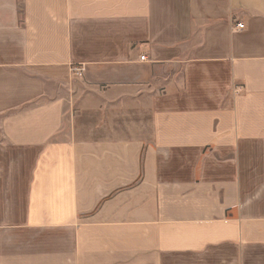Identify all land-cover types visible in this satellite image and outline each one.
<instances>
[{
	"label": "crops",
	"instance_id": "crops-1",
	"mask_svg": "<svg viewBox=\"0 0 264 264\" xmlns=\"http://www.w3.org/2000/svg\"><path fill=\"white\" fill-rule=\"evenodd\" d=\"M0 264H264V0H0Z\"/></svg>",
	"mask_w": 264,
	"mask_h": 264
},
{
	"label": "built area",
	"instance_id": "built-area-1",
	"mask_svg": "<svg viewBox=\"0 0 264 264\" xmlns=\"http://www.w3.org/2000/svg\"><path fill=\"white\" fill-rule=\"evenodd\" d=\"M236 27H237L238 29H243V25H241V24H238ZM141 60H144V57H141Z\"/></svg>",
	"mask_w": 264,
	"mask_h": 264
}]
</instances>
